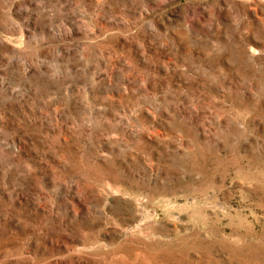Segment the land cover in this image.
<instances>
[{
    "label": "rangeland",
    "instance_id": "1",
    "mask_svg": "<svg viewBox=\"0 0 264 264\" xmlns=\"http://www.w3.org/2000/svg\"><path fill=\"white\" fill-rule=\"evenodd\" d=\"M0 264H264V0H0Z\"/></svg>",
    "mask_w": 264,
    "mask_h": 264
},
{
    "label": "bare ground",
    "instance_id": "2",
    "mask_svg": "<svg viewBox=\"0 0 264 264\" xmlns=\"http://www.w3.org/2000/svg\"><path fill=\"white\" fill-rule=\"evenodd\" d=\"M248 49H249V51H250L252 54H256V49L254 48V46L249 45V46H248Z\"/></svg>",
    "mask_w": 264,
    "mask_h": 264
}]
</instances>
